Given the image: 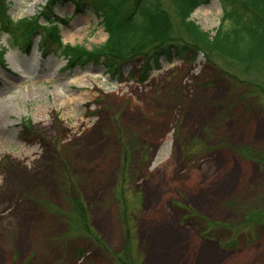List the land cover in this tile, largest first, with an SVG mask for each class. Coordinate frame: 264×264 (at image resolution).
<instances>
[{
    "label": "rangeland",
    "instance_id": "rangeland-1",
    "mask_svg": "<svg viewBox=\"0 0 264 264\" xmlns=\"http://www.w3.org/2000/svg\"><path fill=\"white\" fill-rule=\"evenodd\" d=\"M4 2L12 22L43 25L46 0ZM52 15L63 44L107 39L88 9ZM222 15L209 0L190 20L214 36ZM10 37L0 32V264H264L255 76L201 52L146 73L126 60L111 76L45 49L40 29L29 46ZM70 196L93 239L67 217Z\"/></svg>",
    "mask_w": 264,
    "mask_h": 264
},
{
    "label": "trees",
    "instance_id": "trees-1",
    "mask_svg": "<svg viewBox=\"0 0 264 264\" xmlns=\"http://www.w3.org/2000/svg\"><path fill=\"white\" fill-rule=\"evenodd\" d=\"M208 1L46 0L39 14L44 23L39 26L36 18L12 22L6 3L0 0V31L11 34L9 45L22 41L29 46L40 29L45 49L53 45L71 66L100 62L111 76L118 73L120 65L126 60L142 58L146 73L151 63L158 65L160 57L167 61L173 57L190 61L201 52L208 59L214 57L229 64L228 67L240 70L244 78L255 76L252 77L254 86L264 94V0H221L223 15L214 36L203 32L190 20L192 12ZM68 2L74 5L77 13L88 9L97 16L107 35L102 45L87 50L79 45L62 43L57 30L60 20H55L57 18L52 15V9L58 3ZM166 4L170 6L174 20ZM10 25L12 28L8 30ZM242 80L248 83L247 79ZM244 153L252 155L248 151ZM258 159L264 166L261 155ZM70 201L72 212L67 217L70 216L72 226L74 217L85 225L82 229L89 235L83 208L74 197L70 196ZM235 243L232 241L227 245Z\"/></svg>",
    "mask_w": 264,
    "mask_h": 264
},
{
    "label": "bare ground",
    "instance_id": "bare-ground-1",
    "mask_svg": "<svg viewBox=\"0 0 264 264\" xmlns=\"http://www.w3.org/2000/svg\"><path fill=\"white\" fill-rule=\"evenodd\" d=\"M70 102H72L71 100H68L67 101V104L65 105V107H69L68 105L70 104ZM19 157H21V156H19Z\"/></svg>",
    "mask_w": 264,
    "mask_h": 264
}]
</instances>
